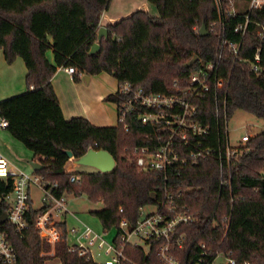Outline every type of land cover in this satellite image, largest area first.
Segmentation results:
<instances>
[{"label": "trees", "instance_id": "obj_1", "mask_svg": "<svg viewBox=\"0 0 264 264\" xmlns=\"http://www.w3.org/2000/svg\"><path fill=\"white\" fill-rule=\"evenodd\" d=\"M110 3L0 0V51L8 65L20 58L26 69V91L0 101V120L7 122L5 130L32 153V161L43 166L36 173L57 184V195H85L93 204H102V209L92 214L105 233L117 229L122 218L133 224L140 208L162 201L166 186L182 191L177 203L194 216L192 223L178 229V234L186 238L184 251L178 253L183 264H193L199 258V244H205L209 262L219 253L235 264H264V130L248 143L252 152L229 166L226 186L219 185L215 159L181 171L178 178L174 176L165 185L160 176L139 171L130 155L133 148L145 145L149 127L133 118L128 121V132L121 125L97 127L83 117L65 119L51 85L58 68L71 67L85 77L106 73L116 80L117 90L104 100L117 105L121 101L118 87L123 83L161 93L173 81L184 84L195 68L214 59L221 28L227 41L240 40L233 30L243 22L248 0H235V15L228 9L227 0L221 11L214 0H147L156 9V16L138 10L108 24L107 37L99 42V50L89 54ZM248 14L238 60L225 52L219 74L227 81V119L240 111L264 123V38L255 37L257 26L264 25V10ZM202 26L207 30L204 36L199 34ZM257 48L260 71L253 73L249 65ZM49 52L52 61L47 57ZM73 79L79 78L75 75ZM213 110L210 98L200 101V119L210 124L214 137ZM91 148L113 157L115 167L111 172L65 170L69 161L74 162ZM70 176L75 177L74 183H70ZM11 186L10 179H0V198ZM1 206L0 214L5 211ZM29 210L35 217L43 209ZM4 227L17 252V264H37L33 253L40 243L32 225L24 237L12 227ZM125 255L146 263L140 250L125 249ZM61 257L63 264H84L76 254H68L64 245Z\"/></svg>", "mask_w": 264, "mask_h": 264}, {"label": "built area", "instance_id": "obj_2", "mask_svg": "<svg viewBox=\"0 0 264 264\" xmlns=\"http://www.w3.org/2000/svg\"><path fill=\"white\" fill-rule=\"evenodd\" d=\"M224 1L214 0L218 11H221ZM227 2L228 9L235 15V0ZM253 10H264V0H248L247 14L243 22L233 30L240 35L239 41H227L224 29L219 30L218 50L214 59L195 68L184 84L173 81L162 93L148 92L129 82L119 85L121 101L117 104V125L128 132V121L133 118L151 129V133L146 135L145 145L131 150L132 161L139 171L160 176L166 185L174 176L178 178L181 171L215 159L219 185L222 187L229 182L226 172L232 162H240L245 154L252 152L248 143L256 134L250 130L236 144H230L225 96L227 81L219 74V68L225 52L238 60L242 38L247 33L248 13ZM215 26L214 23L210 27L212 29ZM255 37L264 38V25L257 26ZM260 63V51L257 48L250 61V70L258 73ZM64 70L71 77L76 75L80 79L82 76L71 67ZM205 97L210 98L214 105V137L211 136L210 124L202 123L200 119L202 113L199 111V103ZM0 127L6 129L7 122L0 120ZM0 179L12 181L10 191L0 198V205L5 209L0 214L5 216L0 225V264L18 262L17 252L4 225L12 227L19 237H24L32 225L40 243V247L33 253L37 264H63L62 245L68 254H76L84 264H140L126 256L125 249L140 250L145 264H183L178 253L184 251L186 238L178 234V229L192 223L194 216L187 208L178 205L177 199L183 197L180 190H171L165 186L162 201L140 208L133 224L122 218L113 242L108 243L103 234L95 232L68 211V195H57V184L44 180L34 171L32 174L16 172L1 155ZM69 181L74 183L75 177L70 176ZM32 190L40 193L39 208L33 207ZM30 207L43 210L33 217ZM68 215L79 222L78 227L67 228ZM132 238L139 243L131 241ZM199 248L200 256L193 264H216L219 260V264H235L234 260L219 253L209 262L205 244H199ZM102 256L110 259L102 262L99 260Z\"/></svg>", "mask_w": 264, "mask_h": 264}, {"label": "rangeland", "instance_id": "obj_3", "mask_svg": "<svg viewBox=\"0 0 264 264\" xmlns=\"http://www.w3.org/2000/svg\"><path fill=\"white\" fill-rule=\"evenodd\" d=\"M144 0H111L108 10L105 12L107 17L115 16L116 18H123L131 14V10H135L137 6L141 5ZM146 1V0H145ZM147 3V2H146ZM141 10V9H140ZM147 12L150 16H156V9L147 4ZM207 32V30H206ZM0 55L2 52L0 51ZM1 57V56H0ZM1 59V58H0ZM18 63H20V70L25 66L20 58ZM16 68V65H15ZM20 71V77L24 78L26 74ZM90 80L87 82L85 76H81L78 83L72 82V79L64 80L60 85L62 106L64 110V116L66 119L71 117H83L89 119L93 124H98L97 126L112 127L117 125V119L106 120L109 114V110L106 109L105 105H108L110 109V114L112 113L113 105L110 102H106L104 98L106 95L98 100L101 92L115 91L117 87L116 80L109 74L101 73L98 75H93L89 77ZM77 85V89H75ZM25 89H20L15 96L20 95L26 91V83L24 82ZM54 90V88H53ZM55 92V90H54ZM56 95V94H55ZM14 96V95H13ZM57 97V96H56ZM7 98V97H6ZM5 99V98H4ZM252 133H259L264 130L263 121L243 112H235L233 117L228 122V132L229 141L231 145L238 142L241 136L249 131ZM8 134V132H6ZM15 141L17 149L12 151L11 155V167L15 169L16 172H22L24 174H32V169L28 164V161L33 159L32 153L28 151L20 142ZM72 172H95V169L84 166H73L70 163ZM68 168V166H67ZM34 191V190H32ZM68 201V211L75 214L77 220L88 225L95 232L104 235V240L108 243H112L116 236V228L111 229L109 232L105 233L101 227L98 219L92 214V212L100 211L102 209V204H93L90 202L85 195L71 194L67 196ZM32 202L34 208H39L41 205L40 193L35 190L32 195ZM72 215L67 216V228L78 227L79 222ZM131 241L139 243L135 238ZM110 259V257L102 256L99 258L100 261H105ZM220 260L216 264H219Z\"/></svg>", "mask_w": 264, "mask_h": 264}, {"label": "crops", "instance_id": "obj_4", "mask_svg": "<svg viewBox=\"0 0 264 264\" xmlns=\"http://www.w3.org/2000/svg\"><path fill=\"white\" fill-rule=\"evenodd\" d=\"M146 2H147V0L146 1L144 0L141 5L137 6V8L135 10H131L130 13L132 14L133 12L138 11L140 9L147 11L146 10L147 9V3ZM131 14H129V15H131ZM120 19L121 18H116L115 16L107 17L106 14L104 13L101 17L100 27L106 28V26L108 24H112V23H114ZM0 56H1L0 57L1 58L0 59V101H1V100H4V98L7 99L10 97H14L15 94H17L19 91H21L20 89H25V86H24L25 77L24 78L20 77V71H21V73L23 71V74H26V69L24 67L23 69L20 70V65H19L20 63H18L19 62L18 59H16L11 65H8L4 61L3 55H0ZM47 57L49 58L50 61H52L50 52L47 54ZM15 65H16V68H15ZM66 79L69 81L72 79V82H74V83H78V81H79V79L74 80L73 77L67 75L65 70L62 68H58L56 70L55 74L53 75L52 79H51V85L55 90V94L57 96L59 106L62 110L63 116H64V110H63V106H62L63 97L61 96L60 85ZM89 80H90V78L88 77L87 82ZM74 87H75V89H77L78 86L75 85ZM116 90H117V87H116L115 91L109 92V94L106 92H101L99 97H98V100L103 98L105 95L108 96L110 94H115ZM110 103H112V102H110ZM112 105H113V109H112L111 114H110L109 107H107L108 105H105L106 109L109 110V114H108V117L106 119L108 121L117 119V105L114 103H112ZM64 118L66 119L65 116H64ZM71 118H73V117H71ZM68 119H70V118H68ZM87 120L94 126L98 125V124L97 125L93 124L89 119H87ZM97 127H104V126H97ZM112 127H114V126H112ZM6 132L7 131L5 129H2L0 127V155L8 162L10 168L13 169L11 167V155H12V151L14 149L15 150L17 149V145H16L15 141H13L15 139H13L11 137V135L9 133L7 134ZM70 163L73 166H75L74 162L69 161L66 165L65 170L68 173H73L72 171L74 169H71ZM67 166H68V168H67ZM13 170H15V169H13ZM34 191H32V194H34Z\"/></svg>", "mask_w": 264, "mask_h": 264}, {"label": "water", "instance_id": "obj_5", "mask_svg": "<svg viewBox=\"0 0 264 264\" xmlns=\"http://www.w3.org/2000/svg\"><path fill=\"white\" fill-rule=\"evenodd\" d=\"M200 36H204L207 34L206 28L202 26L199 31ZM107 37V29L100 27L97 32V43H94L90 49L89 54H94L99 50V42ZM85 80H88V77H85ZM68 157L71 159L72 155L70 152H67ZM75 165L77 166H84L90 167L95 169V171L99 173H109L115 167V161L113 157L104 150H95V149H88L87 152L80 157L79 159L74 161ZM32 171L39 172L43 170V166L32 160L28 161ZM5 219L4 215H0V225L3 223Z\"/></svg>", "mask_w": 264, "mask_h": 264}]
</instances>
